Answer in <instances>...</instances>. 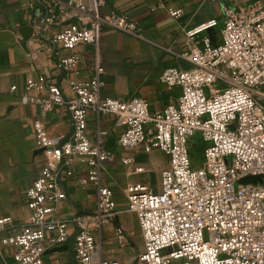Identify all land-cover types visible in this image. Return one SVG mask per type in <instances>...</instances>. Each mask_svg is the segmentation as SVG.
I'll return each mask as SVG.
<instances>
[{"label": "built area", "instance_id": "obj_1", "mask_svg": "<svg viewBox=\"0 0 264 264\" xmlns=\"http://www.w3.org/2000/svg\"><path fill=\"white\" fill-rule=\"evenodd\" d=\"M52 1L72 8L78 17L52 37L64 51L57 68L67 74H76L80 56L75 48L96 45L106 30L139 36L135 23L124 15L101 12L104 0ZM167 10L172 17L181 15L180 9ZM217 25L211 19L185 30L186 50L179 57L190 65L162 70L160 82L179 90L176 101L162 109L150 111L142 97H102L103 67L97 61L89 79H67L72 93L67 99L45 75L26 80L25 89L39 95L21 94V103L37 102L42 113L65 105L72 136L57 145L41 120L33 121L35 146L46 163L25 193L27 222L19 233L0 241L13 247L11 262L0 264H46L47 233L52 234L49 243L59 245L68 238L69 222L76 229L75 264H119L101 258L95 241L117 211L111 188L100 179L103 162L114 155L103 145L106 130H98L95 141L88 137L90 111L115 116V125L122 128L120 147L158 149L168 156L158 191L141 184L125 188L127 210L135 214L143 240L135 257L139 264H264V0H227L220 40L196 36ZM15 89L12 85L9 90ZM196 133L203 152L193 163L189 139ZM121 161L129 164L131 158ZM75 164L84 168L76 183L95 187V209L70 218L57 216L56 205L67 199L62 179L75 175ZM247 176L260 180L238 183ZM9 222L10 217L0 218V232Z\"/></svg>", "mask_w": 264, "mask_h": 264}, {"label": "crops", "instance_id": "obj_2", "mask_svg": "<svg viewBox=\"0 0 264 264\" xmlns=\"http://www.w3.org/2000/svg\"><path fill=\"white\" fill-rule=\"evenodd\" d=\"M226 4L227 0H104L101 12L124 15L135 23L139 36L106 30L96 45L83 43L75 48L80 56L76 74H67L57 68L58 56L64 51L52 42V37L63 26L77 22V13L52 0H0V218L10 217L0 232V241L19 233L27 222L29 209L25 193L46 163L45 155L35 146L33 121L40 119L57 145L72 136L70 114L65 105H56L42 113L37 102L21 103V94L39 95L34 89H25L26 80L45 75L67 99L72 95L67 79H89L97 61L103 67L99 75L104 82L102 97L122 101L142 97L147 100L150 111L162 109L174 103L179 95L177 88H168L160 82L162 70L190 65L179 57L186 50L185 30L215 19L217 26L196 36L198 39L209 37L217 43ZM168 8L180 9L181 15L172 17ZM12 85L16 87L14 92L9 90ZM98 130L107 131L103 145L114 155L103 162L100 179L112 190L117 214L111 222L102 225L95 241L101 258L116 259L119 264H139L135 257L142 245L136 246V239L141 234L135 214L127 210L125 188L141 184L158 191L160 172L168 165V156L158 149L146 152L141 147H120L117 138L122 128L115 125V116L90 111L86 132L92 141L96 140ZM161 154L166 159L157 161ZM126 157L131 158V163L121 161ZM74 171L73 177L62 179L67 199L56 205L57 216L70 218L75 213L95 209L94 185L87 183L81 187L76 183L75 176L84 174L82 165L75 164ZM153 174L158 179L157 188L151 183ZM67 228L68 238L59 245L50 244L52 234L47 233L46 264H75L76 229L72 222ZM117 229L121 230L120 234ZM12 251V246L0 243V262L10 263Z\"/></svg>", "mask_w": 264, "mask_h": 264}, {"label": "rangeland", "instance_id": "obj_3", "mask_svg": "<svg viewBox=\"0 0 264 264\" xmlns=\"http://www.w3.org/2000/svg\"><path fill=\"white\" fill-rule=\"evenodd\" d=\"M220 39V35H219V27H218V40ZM190 142V148H191V159L193 163L199 162L202 158V152H203V147L201 145V142L198 139L197 133L189 139ZM159 157V158H158ZM156 158V160H160L164 161V159H166L164 156H158ZM260 180L259 176H247L245 178H242L238 181V183L241 184H245V183H256ZM151 183L153 184L154 188L158 187V179L156 178V176L153 174L152 175V179H151ZM143 245V240L142 237L139 236L136 239V246L137 245ZM176 264H181V260H177Z\"/></svg>", "mask_w": 264, "mask_h": 264}]
</instances>
